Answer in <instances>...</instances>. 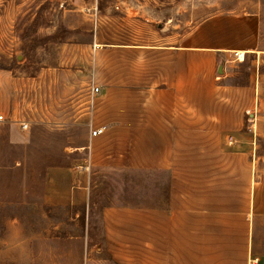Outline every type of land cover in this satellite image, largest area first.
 <instances>
[{"label":"rangeland","instance_id":"rangeland-1","mask_svg":"<svg viewBox=\"0 0 264 264\" xmlns=\"http://www.w3.org/2000/svg\"><path fill=\"white\" fill-rule=\"evenodd\" d=\"M157 36L238 51L226 83L251 76L243 132L251 160L264 158V0H0V113L10 118L0 123V264H118L102 208L164 204L166 172L83 169L100 103L92 75L129 71L102 51ZM240 51L253 52L239 63Z\"/></svg>","mask_w":264,"mask_h":264},{"label":"crops","instance_id":"crops-1","mask_svg":"<svg viewBox=\"0 0 264 264\" xmlns=\"http://www.w3.org/2000/svg\"><path fill=\"white\" fill-rule=\"evenodd\" d=\"M184 39L110 45L102 53L113 63L121 55L129 71L92 75L100 103L91 130L104 132L89 133L85 167L170 178L162 206L102 208L108 252L118 264H264V158L251 160L243 132L253 80L226 83L232 46ZM228 137L245 151L222 149Z\"/></svg>","mask_w":264,"mask_h":264},{"label":"built area","instance_id":"built-area-1","mask_svg":"<svg viewBox=\"0 0 264 264\" xmlns=\"http://www.w3.org/2000/svg\"><path fill=\"white\" fill-rule=\"evenodd\" d=\"M236 57H238L239 61H241V60H240V55H239L238 53H236ZM98 92H99V88H98V87H93V88H92V93L96 94V93H98ZM6 120H7V119H6L3 115H0V123L5 122ZM20 128H21L22 130H26V129L28 128V124L25 123V122H21V123H20ZM103 132H104V128H103V127H102V128L92 129V130L90 131V136H91V137H96V136L101 135ZM83 169L87 170V169H89V168H88L87 166H86V167L84 166Z\"/></svg>","mask_w":264,"mask_h":264},{"label":"bare ground","instance_id":"bare-ground-1","mask_svg":"<svg viewBox=\"0 0 264 264\" xmlns=\"http://www.w3.org/2000/svg\"><path fill=\"white\" fill-rule=\"evenodd\" d=\"M244 54H245V53H244V52H242V51H240V52H239V55H240V60H241V61H243Z\"/></svg>","mask_w":264,"mask_h":264},{"label":"water","instance_id":"water-1","mask_svg":"<svg viewBox=\"0 0 264 264\" xmlns=\"http://www.w3.org/2000/svg\"><path fill=\"white\" fill-rule=\"evenodd\" d=\"M219 72H221V70L219 69Z\"/></svg>","mask_w":264,"mask_h":264}]
</instances>
